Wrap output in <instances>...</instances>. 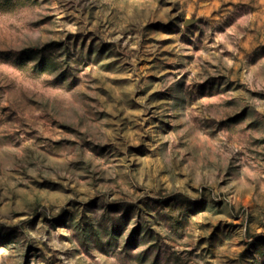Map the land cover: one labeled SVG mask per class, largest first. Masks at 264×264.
<instances>
[{
    "label": "rangeland",
    "instance_id": "rangeland-1",
    "mask_svg": "<svg viewBox=\"0 0 264 264\" xmlns=\"http://www.w3.org/2000/svg\"><path fill=\"white\" fill-rule=\"evenodd\" d=\"M0 264H264V0H0Z\"/></svg>",
    "mask_w": 264,
    "mask_h": 264
}]
</instances>
